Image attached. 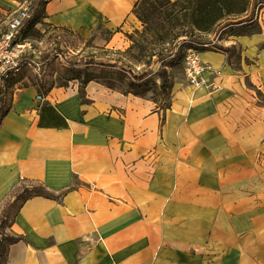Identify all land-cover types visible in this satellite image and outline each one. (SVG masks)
Instances as JSON below:
<instances>
[{
  "label": "crops",
  "instance_id": "1",
  "mask_svg": "<svg viewBox=\"0 0 264 264\" xmlns=\"http://www.w3.org/2000/svg\"><path fill=\"white\" fill-rule=\"evenodd\" d=\"M138 1L36 8L46 25L86 35L99 22L131 31ZM261 26L232 43L240 71L225 53L200 51L221 90L177 83L165 112L95 82L85 104L77 81L43 102L37 86L23 88L0 126V203L24 178L69 190L23 205L11 228L22 240L6 264H264V104L253 91L264 96ZM45 102L67 128L39 126Z\"/></svg>",
  "mask_w": 264,
  "mask_h": 264
},
{
  "label": "rangeland",
  "instance_id": "2",
  "mask_svg": "<svg viewBox=\"0 0 264 264\" xmlns=\"http://www.w3.org/2000/svg\"><path fill=\"white\" fill-rule=\"evenodd\" d=\"M35 1L40 0H22V3L13 9L0 7V41L8 33V24L20 8H28L32 14V20L26 22L22 29L15 34L12 44V48L17 49L19 46V50L22 51L21 62H23V65L18 70L9 67L7 69L2 68V72H0V108L9 105L11 110L14 101L18 100L21 90L27 85H31L32 78L34 81H40V79L53 81L56 87L66 84L67 77H70L73 72L66 68L67 61L87 58L102 61L119 60L134 75L148 72L149 74L142 81L141 86L134 90L128 87V79L119 80L117 71L112 69L89 68L79 72V74L81 79H86L91 72H96L102 79L122 91H130L137 96L150 97L164 112L171 105L174 86L177 83H185L190 86L186 81L183 69V58L188 49V44H183L184 38L175 42L172 46H161L155 31L146 30L137 18L134 20L135 24H132L131 31L127 30V32L119 28L112 32L103 22H99L86 35L78 32L56 30L43 22L41 12L33 5ZM262 1L252 0L260 25L264 24L263 9L258 11ZM241 27L242 25L231 26L218 33L215 31L211 33L196 32L195 36L188 38L186 41H194L192 47L199 51L204 49H226L231 47L232 43L238 38L232 35L234 30L241 29ZM59 35L63 38L64 43L60 41ZM118 37L123 39V44L118 40ZM133 41L136 44L131 48L134 44ZM199 43H204V45ZM140 47L150 48L155 50V53H161L165 47L172 51L164 52V61L154 57L151 64H146L145 62H148L149 58L144 56ZM239 50L236 47V52H239ZM177 54L180 55V58L175 59L174 57ZM45 56H49V60L43 63L41 58ZM249 62L250 64L253 63L252 60H249ZM27 63H30L31 66ZM162 71L165 73H162ZM160 75L167 78L166 92L161 89ZM253 91L257 98H264L261 93L257 92L256 88H253ZM75 183H78L77 180ZM0 251H2L1 248Z\"/></svg>",
  "mask_w": 264,
  "mask_h": 264
},
{
  "label": "trees",
  "instance_id": "3",
  "mask_svg": "<svg viewBox=\"0 0 264 264\" xmlns=\"http://www.w3.org/2000/svg\"><path fill=\"white\" fill-rule=\"evenodd\" d=\"M39 4L40 1H35L33 5L38 7ZM263 7L264 0L261 2L258 11H260ZM133 13L143 26H145L146 30L155 31L161 46H172L175 42L184 38L183 44H188V49H191L194 48L192 47V42L194 41L190 42L186 40L195 36L196 32L211 33L215 31L218 33L223 29H227L235 25H242L241 29L234 30V33H232L235 37H250L262 33V26L256 16L252 0H139L134 6ZM54 29L68 31L66 29ZM60 41L64 43L61 36ZM135 44L136 43L134 42L131 48H133ZM199 44L204 45V43ZM58 47L59 45L57 46V50ZM140 50L145 57L149 58V61L145 62L146 64H151V60L154 57H158L164 61V52L172 51L166 47L161 51V53H155V50L150 48L146 49L145 47H140ZM200 51L203 52L206 50L204 49ZM215 51L225 53L227 55L228 64L240 71L241 56L238 54L239 52H236L235 45L226 49L218 48ZM174 58H180V55L177 54ZM48 60L49 56L41 58L43 63H46ZM65 66L68 70L73 72L70 77H67V83L64 85H58V87H67L69 82L77 81L79 83V97L84 104L88 102L86 99V87L91 82L98 83L111 89L112 91L121 92L125 95L130 94L131 92L122 91L115 85L108 83V81L102 79L100 75H97L96 72H91L86 79H81L79 74L81 71L89 68L115 70L119 75V80L123 81L125 78L128 79V87L132 90L140 87L142 81L149 74L146 72L140 75H134L133 72L128 71L119 60L102 61L96 60L95 58H87L67 61ZM162 73L165 72L162 71ZM31 80V85L39 88V95L43 98L47 97L56 87L53 81L49 82L46 81V79L34 81L32 78ZM160 80L162 81L161 89L166 92V86L168 83L167 78H163L160 75ZM259 100L262 104H264V98ZM9 111V105L8 107L5 105L0 108V126ZM164 120L165 118L163 117L162 122H164ZM39 126L41 128L61 129L67 128L68 122L49 102H45L41 106ZM75 181L72 188L78 187L79 185L78 183L76 184ZM68 190L69 189L55 191L50 189L41 181L26 178L20 179L12 187L10 192L0 203V248L2 249V251H0V264L7 263L8 249L10 245L22 240L19 235L12 232L11 228L23 205L29 199L34 197H45L61 201Z\"/></svg>",
  "mask_w": 264,
  "mask_h": 264
},
{
  "label": "built area",
  "instance_id": "4",
  "mask_svg": "<svg viewBox=\"0 0 264 264\" xmlns=\"http://www.w3.org/2000/svg\"><path fill=\"white\" fill-rule=\"evenodd\" d=\"M32 20V14L28 8H20L8 24V33L0 41V72L2 68L11 67L18 70L23 65L21 62L22 51L19 46L12 48L15 34L24 26L26 22ZM31 66L30 63H27ZM183 69L187 83L193 88H205L211 91L221 90V83H217L214 78L216 72L211 66L205 64L201 59V52L197 49H187L183 58ZM43 102L42 96L37 97Z\"/></svg>",
  "mask_w": 264,
  "mask_h": 264
}]
</instances>
